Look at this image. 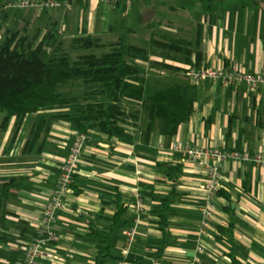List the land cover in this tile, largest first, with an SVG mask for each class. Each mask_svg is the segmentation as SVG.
I'll use <instances>...</instances> for the list:
<instances>
[{"label": "crops", "instance_id": "obj_1", "mask_svg": "<svg viewBox=\"0 0 264 264\" xmlns=\"http://www.w3.org/2000/svg\"><path fill=\"white\" fill-rule=\"evenodd\" d=\"M179 1L125 0L122 8L120 0L116 4L75 0L69 7L30 6L32 9L21 16L0 9L8 13L1 38L17 33L18 38L27 36L28 42L34 41L35 48L51 31L44 45L49 54L58 42L86 35L117 39L127 33L130 42L148 46L153 33L169 34L194 45L193 64L167 60L181 71L147 68L148 83L155 80V85H150L154 89L195 87L196 97L190 102L194 113L176 135H166L160 120L154 122L147 142L142 140L137 121L131 119L121 125L138 137L136 141L109 138L93 130L78 161L76 188L56 224L58 241L52 264H96L99 241L89 234V222L108 226L106 216L117 211L120 192L128 205L124 215L128 222L117 233L113 251L132 261L110 259L108 264H264V166L244 160L221 163L219 190L232 196L236 209L232 215L223 209L228 203L225 197L208 195L205 168L174 148L176 142L184 141L264 155V88L252 92L246 85L224 86L216 80L188 77L184 72L188 65L199 69L231 68L234 64L247 72H264V0H214V12L207 16L198 6L194 10L176 8ZM135 3L133 17L126 18L123 11ZM200 24L203 42L198 60ZM151 59L163 61L157 56ZM37 117L33 112L22 126L12 119L6 130L0 127V194L5 183H15L8 196L0 200V264L24 262L29 240L41 223L63 161L78 134L72 124L54 122L34 142L31 136ZM2 119L3 115L0 125ZM159 161L181 164L184 171L177 181H159L165 176L158 171ZM142 181L153 184L160 195L174 189L179 193L169 216L171 240L167 245L154 201L142 195L151 190L141 187ZM210 202L218 209L212 227L203 233L202 210ZM132 228L135 231L131 234ZM199 245L204 247L200 256Z\"/></svg>", "mask_w": 264, "mask_h": 264}, {"label": "trees", "instance_id": "obj_2", "mask_svg": "<svg viewBox=\"0 0 264 264\" xmlns=\"http://www.w3.org/2000/svg\"><path fill=\"white\" fill-rule=\"evenodd\" d=\"M213 2L181 0L176 8L194 10L198 6L207 16L214 12ZM6 5L7 0H0V9H6ZM7 17L8 13L0 12L2 130L7 129L12 119L17 126H22L27 115L35 112L38 117L31 136L34 142L44 136L45 130L48 131L54 122L70 123L82 133L95 130L109 138L136 141L138 137L121 125L122 121L131 119L137 121L142 140L147 142L156 120L164 123L166 135L174 136L193 115L194 107L190 102L196 97L195 87L176 85L153 93L146 91L147 68L174 73L182 68L167 60L193 64L194 45L191 42L169 34L153 33L149 45L140 46L130 42L127 33L117 39L86 35L58 42L49 54L44 45L51 38V31L35 48L34 41L28 42L27 36L18 38L17 33L2 41L1 32ZM202 42L203 24H200L196 49L198 60L202 57ZM152 56L162 57L163 61L153 60ZM138 59L148 61L149 65ZM78 84L85 86L80 93L71 89ZM157 165L158 171L165 175L158 178L159 181H177L184 171L181 164L159 161ZM14 184V181L5 183L0 200L8 196ZM140 186L151 190L143 191L142 195H148L154 201L153 209L160 215V229L167 245L171 240L169 216L174 212V200L179 193L174 189L168 195H160L155 192L153 184L143 181ZM72 188H76L74 182ZM217 196L228 200L223 209L233 215L236 209L232 196L222 189L217 191ZM124 198L120 192L117 211L106 216L110 221L108 226L100 227L95 221L89 222V234L99 241L94 257L96 264H108L110 259L132 261L118 257L113 251L117 233L128 222L124 219L128 209Z\"/></svg>", "mask_w": 264, "mask_h": 264}, {"label": "built area", "instance_id": "obj_3", "mask_svg": "<svg viewBox=\"0 0 264 264\" xmlns=\"http://www.w3.org/2000/svg\"><path fill=\"white\" fill-rule=\"evenodd\" d=\"M75 0H17L11 1L6 5L13 8H28L38 6L45 9L69 7ZM111 4H116L118 0H102ZM185 74L197 80L212 79L222 85H246L252 92H257L261 87L264 88V72H247L234 64L231 68L206 66L195 69L193 65L185 68ZM93 130L89 133L78 132L73 141L69 154L63 161L60 174L55 189L52 191L47 206L41 217V223L35 234L29 240L25 251L24 262L22 264H52L54 258V248L58 241L56 224L59 221L60 213L68 208V196L72 193L74 175L78 167V161L82 156L87 141L91 138ZM176 150H181L185 155L196 162H199L209 175L208 195L210 198L217 196L220 188V165L224 161H254L264 166V155L248 154L238 149H221L216 146H203L198 143L178 141L174 144ZM218 207L207 204L202 210L200 229L203 233L208 231L212 225ZM135 227V226H134ZM135 228H132V234ZM198 255L204 252V247H197ZM199 260V257H198Z\"/></svg>", "mask_w": 264, "mask_h": 264}, {"label": "rangeland", "instance_id": "obj_4", "mask_svg": "<svg viewBox=\"0 0 264 264\" xmlns=\"http://www.w3.org/2000/svg\"><path fill=\"white\" fill-rule=\"evenodd\" d=\"M12 1H17V0H12ZM125 0H120V2H122V8H123V3H124ZM11 2V1H8L7 0V4ZM130 3L132 1H129ZM137 8V3H135V5H130V9L128 11H123V13L125 14L126 18H132L133 17V13H132V10L135 12V9ZM4 10H7L11 15L13 16H21L23 13H25L27 10L29 9H32V7H29L27 9H22V8H13V7H7V9L3 8ZM45 14H48L47 12ZM2 41H6V39L4 37L1 38ZM100 52V51H99ZM155 80H150L149 83H148V80H147V85H146V91L147 93H153L155 92V90L157 89H154L152 86L150 85H155ZM71 88V87H70ZM73 91H75L76 93H80L82 92L84 89H85V86L82 85V84H78V85H75V86H72ZM1 117V115H0ZM69 154V153H68Z\"/></svg>", "mask_w": 264, "mask_h": 264}]
</instances>
